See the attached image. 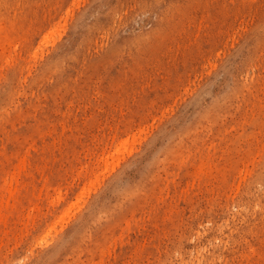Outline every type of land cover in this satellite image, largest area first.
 <instances>
[{"label":"rangeland","instance_id":"rangeland-1","mask_svg":"<svg viewBox=\"0 0 264 264\" xmlns=\"http://www.w3.org/2000/svg\"><path fill=\"white\" fill-rule=\"evenodd\" d=\"M0 195V264H264V0H0Z\"/></svg>","mask_w":264,"mask_h":264},{"label":"bare ground","instance_id":"bare-ground-1","mask_svg":"<svg viewBox=\"0 0 264 264\" xmlns=\"http://www.w3.org/2000/svg\"><path fill=\"white\" fill-rule=\"evenodd\" d=\"M3 3H4V2H3ZM22 5H23V4H22ZM146 9H147V8H146ZM1 14H2V13H1ZM44 16H45V15H44ZM48 17H49V16H48ZM160 18H161V17H160ZM119 21H120V20H119ZM55 24H56V23H55ZM202 24H203V23H202ZM13 25H14V24H13ZM58 25H59V24H58ZM54 26H55V25H54ZM56 26H57V24H56ZM61 26H63V25H61ZM114 26H115V25H114ZM59 27H60V26H59ZM51 28H52V27H51ZM67 28H68V27H67ZM53 30H54V28H53ZM55 30H56V29H55ZM57 30L59 31V28H58ZM47 31H48V30H47ZM51 32H52V31H51ZM53 33H54V31H53ZM55 33H56V32H55ZM48 34H49V32H48ZM50 34H51V33H50ZM57 34H58V33H57ZM61 34H62V33H61ZM55 35H56V34H55ZM58 36H59V35H58ZM58 36H56V37L58 38ZM62 36H63V35H62ZM42 37H43V36H42ZM42 37H41V38H42ZM44 37H46V36H44ZM44 37H43V38H44ZM48 37H51V36H48ZM51 38H52V37H51ZM54 38H55V37H54ZM44 39H45V38H44ZM41 40H42V39H41ZM45 41H46V40H45ZM51 41H52V40H51ZM41 42H42V41H41ZM55 43H56V42H55ZM54 45H55V44H54ZM37 47H38V46H37ZM15 48H16V47H15ZM39 48H40V47H39ZM36 50H37V49H36ZM35 55H36V54H35ZM35 55H34V56H35ZM12 56H13V55H12ZM9 58H10V57H9ZM10 61H11V59H10ZM15 61H16V60H15ZM27 61H28V60H27ZM8 63H9V62H8ZM15 64H16V63H15ZM25 65H26V64H25ZM28 65H29V64H28ZM10 68H11V67H10ZM27 69H28V68H27ZM29 69H30V68H29ZM56 70H57V69H56ZM21 71H22V70H21ZM53 73H54V72H53ZM55 73H56V71H55ZM55 73H54V74H55ZM13 92H14V91H13ZM10 93H11V92H10ZM12 95H13V94H12ZM122 100H123V99H122ZM120 102H121V101H120ZM115 133H116V132H115ZM128 135H129V134H128ZM113 136H114V135H113ZM126 138H127V137H126ZM126 138H125V139H126ZM112 139H114V138H112ZM112 141H113V140H112ZM112 141H111V142H112ZM132 141H134V139H132ZM132 141H131V142H132ZM120 142H121V141H120ZM122 142H123V145H122V143H121V144L118 143V144H119L118 148L120 147V145H122L121 148H124L123 146H124V143L126 142V140H125V142H124V139H122ZM131 142H130V143H131ZM130 143H129V144H130ZM110 144H111V143H110ZM129 144L126 143V145H129ZM110 146H111V145H110ZM126 147H127V146H126ZM91 149H92V148H91ZM109 149H110V148H109ZM124 149H125V148H124ZM124 149H123V150H124ZM118 150H119V149H118ZM118 150L114 151V153H115V152H116V153L118 152L117 154H119V151H118ZM121 150H122V149H120V151H121ZM103 152H104V151H103ZM123 152H124V151H123ZM121 153H122V151H121ZM103 155H104V154H103ZM108 156H109V155H108ZM111 157H112V156H111ZM111 157H110V158H111ZM115 157H116V156H115ZM115 157H114V159H116ZM117 157H118V155H117ZM104 158H106V157H104ZM112 158H113V157H112ZM96 160H97V159H96ZM100 160H101V159H100ZM102 160H104V159H102ZM98 161H99V160H98ZM112 161H113V160H112ZM110 162H111V161H110ZM106 164H108V163H106ZM94 165H95V164H94ZM22 171H23V170H22ZM18 175H19V173H18ZM10 176H11V175H10ZM40 178H41V177H40ZM14 179H15L14 181H16V178H15V177H14ZM3 183H4V182H3ZM3 183H2V184H3ZM5 183H6V182H5ZM14 183H15V182H14ZM72 185H73V184H72ZM15 187H16V186H15ZM5 189H7V188H5ZM5 189H4V191H6ZM54 189H55V188H54ZM16 190H17V189H16ZM14 192H15V191H14ZM4 193H5V192H4ZM8 193H9V191H8ZM8 193H7V194H8ZM11 193H13V192L11 191ZM18 193H19V192H18ZM18 193H17V194H18ZM59 193H60V192H59ZM65 193H66V192H65ZM0 196H1V195H0ZM57 196H58V195H57ZM61 197H62V196H61ZM1 198H2V197H1ZM50 198H51V197H50ZM48 199H49V198H48ZM6 200H7V199H6ZM60 200H61V199H60ZM57 202H58V201H57ZM5 203H6V202H5ZM1 205H2V204H1ZM5 205H6V204H5ZM48 205H49V204H48ZM51 206H52V203H51ZM6 207H7V206H6ZM182 263H183V262H182Z\"/></svg>","mask_w":264,"mask_h":264}]
</instances>
